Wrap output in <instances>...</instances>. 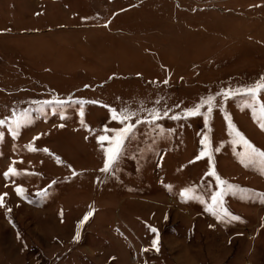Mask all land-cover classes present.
I'll use <instances>...</instances> for the list:
<instances>
[{"label":"rangeland","instance_id":"obj_1","mask_svg":"<svg viewBox=\"0 0 264 264\" xmlns=\"http://www.w3.org/2000/svg\"><path fill=\"white\" fill-rule=\"evenodd\" d=\"M199 1L0 0V120L28 114L15 139L0 126V264H264V169L240 162L226 119L264 151L235 94L264 81V0ZM209 96L210 114L183 118ZM110 108L134 113L133 134L104 173L97 136L123 127ZM204 136L238 220L181 202L217 190Z\"/></svg>","mask_w":264,"mask_h":264},{"label":"snow or ice","instance_id":"obj_2","mask_svg":"<svg viewBox=\"0 0 264 264\" xmlns=\"http://www.w3.org/2000/svg\"><path fill=\"white\" fill-rule=\"evenodd\" d=\"M167 83V81H165ZM261 91H264V81L256 83L254 86H249L242 89L235 90V94L244 93L247 96L251 98V108H252V115L253 119L257 120L259 123V127L261 130H264V103H258V96ZM234 94L232 89L224 90L220 93L225 99L229 98ZM215 97L209 96L205 100H201V102L197 105H195L192 108L186 109L184 112L183 118L188 117H194L201 114V109L204 107H207V111L210 114L215 106ZM47 103V102H46ZM56 104H61L62 102L57 100L55 101ZM78 104L83 105L84 101H77ZM89 103H98L97 101H90ZM111 113V119L113 121H118L123 127L119 129H109L108 127H104L102 129V134L97 136V143L100 146V149L104 156V163L103 168L101 169L102 172L108 173L110 169H113V166L117 164L123 150L125 147V143L128 139H130L131 135L133 134V124L130 122L133 119L134 113L128 111V110H122L120 112H117L116 109L110 108L109 109ZM80 115L83 117V111L81 110ZM27 113H12L11 118H6L4 120H0V126H4L7 124L8 131L12 134L13 139H15L19 135V131L22 127L26 125L27 122ZM151 121H156L159 119V113L152 112L150 113ZM61 119H64V116L60 117ZM173 119H178L180 117H172ZM228 119V134L232 137L231 143L236 146L239 145L242 147L243 151L240 153V162L244 164L245 166L248 165H254L259 164V166L264 169V151L258 149L255 147L250 141H248L245 136L235 127V125L232 123L230 118ZM83 126V120L81 121ZM207 117H205V124L207 125ZM60 127H64L63 124L59 125ZM111 132V135L109 133ZM39 137H36L34 139H38ZM106 142V143H105ZM201 144L204 146V149L201 151L200 155L196 157L197 160L203 158L205 155H207L208 162L210 165V169L207 173L208 176L214 177L216 181V191L210 194V203L203 199L200 195L196 194V189L192 187H188L183 189L179 192V196L181 198V202H188L189 200H196L199 201L202 204H205V210L210 212L212 215H214L217 219H221V212L223 213V216L229 217L231 220H238L239 217L232 215L226 208H223V197L225 195V192L227 190H231L234 188L233 185L229 184L227 181L223 180L215 171V167L213 165L212 156L208 152V149L210 147V138L208 136H204L201 140ZM29 151L35 152L37 149L32 145L29 144L26 146ZM44 152H48L47 149L43 150ZM57 162L59 163V157H56ZM16 162L13 161V165ZM73 175H76V173L73 171ZM5 179H8L9 176H19L21 173L14 167L9 166L7 171L3 173ZM169 189H171V186H167ZM17 195L24 198V192L25 189L23 187H17L15 189ZM47 189H45L43 192L38 193V195H46ZM4 195H7L6 193L3 195H0V207H3V198ZM10 212L11 209H8ZM62 215V212H61ZM92 215L91 212H89L87 215L84 216L83 220L81 221V225H83L84 222L88 221L89 217ZM152 232H157V229L152 228ZM80 232H76L75 239H79ZM152 246L157 251L158 249V237L157 239H154L152 241Z\"/></svg>","mask_w":264,"mask_h":264},{"label":"built area","instance_id":"obj_3","mask_svg":"<svg viewBox=\"0 0 264 264\" xmlns=\"http://www.w3.org/2000/svg\"><path fill=\"white\" fill-rule=\"evenodd\" d=\"M196 1H198V3H200V1H199V0H196Z\"/></svg>","mask_w":264,"mask_h":264}]
</instances>
